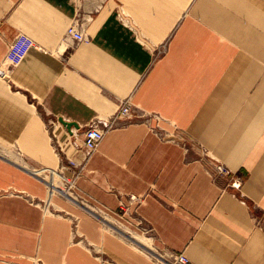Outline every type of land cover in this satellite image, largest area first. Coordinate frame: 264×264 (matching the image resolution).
Instances as JSON below:
<instances>
[{
	"label": "crops",
	"instance_id": "obj_1",
	"mask_svg": "<svg viewBox=\"0 0 264 264\" xmlns=\"http://www.w3.org/2000/svg\"><path fill=\"white\" fill-rule=\"evenodd\" d=\"M19 32L36 46L0 76V264H264V0H0V61ZM126 98L136 116L75 178L98 216L40 172L54 133L80 145Z\"/></svg>",
	"mask_w": 264,
	"mask_h": 264
},
{
	"label": "built area",
	"instance_id": "obj_2",
	"mask_svg": "<svg viewBox=\"0 0 264 264\" xmlns=\"http://www.w3.org/2000/svg\"><path fill=\"white\" fill-rule=\"evenodd\" d=\"M75 4L81 9V4L84 0H74ZM83 17L80 15L72 18L66 28V35L73 37L76 41H87L89 37L86 35L83 28ZM34 39L24 32H19L11 41L6 49L3 59L0 61V76H5L7 71L18 65L25 56L26 51L35 47ZM136 116L133 110V105L129 98L123 100L118 109L108 116H96L83 128V140L80 145H75L71 142L70 148H66L64 141H59L56 134L52 136L55 150L61 159L59 166L54 170L46 173L56 179L58 186H54V190L74 198L70 195V189L75 190V178L81 171L87 158L98 147L103 139L104 134L109 129L115 127L120 121H129ZM65 162H64V161ZM220 173L228 172V169L222 165H216ZM69 172V173H68ZM58 179V180H57ZM235 184H239L235 182ZM133 199L136 198L132 195ZM93 210V209H92ZM101 216H103L101 214ZM171 258V259H170ZM168 264H189V258L183 251L171 254L166 258ZM161 261V260H160Z\"/></svg>",
	"mask_w": 264,
	"mask_h": 264
},
{
	"label": "rangeland",
	"instance_id": "obj_3",
	"mask_svg": "<svg viewBox=\"0 0 264 264\" xmlns=\"http://www.w3.org/2000/svg\"><path fill=\"white\" fill-rule=\"evenodd\" d=\"M164 49H165V43L163 44V46H161L158 50H159V53L160 54H163L165 51H164ZM150 116L152 117H154V118H156V119H160L162 116L159 114V113H157V112H153V113H151L150 114ZM4 133V132H3ZM6 134V133H5ZM2 136V135H1ZM0 140H1V137H0ZM10 153V152H9ZM0 154H3V155H5L6 154V152H5V147L4 146H0ZM14 158L15 159H17V161L19 162V163H21L22 165H26V166H28L25 162H23L22 160H21V157L18 155V154H15L14 153ZM218 164H220V163H218ZM32 171V170H31ZM34 172H36V171H34ZM37 174V173H36ZM40 175H41V177H45V180L47 179V180H53V181H55L56 182V179L53 177V176H49V175H46V174H44V173H41L40 172ZM58 180V179H57ZM49 181V182H50ZM54 183V182H53ZM58 183V182H57ZM47 187H48V189L49 190H51V191H54L50 186H48L47 185ZM57 191V190H56ZM70 191H71V193H70V195L72 196V197H74L73 198V200H75V201H79V202H81L85 207H87V205H89V209H90V211H92L93 213H96L98 216H101V214L102 215H104L105 216V213H104V211L103 210H101V209H99V208H96L95 206H93L91 203H88L89 201H87L84 197H82L76 190H73V189H70ZM57 192H59V191H57ZM29 198L32 200V201H34V202H37V203H39L40 201H41V203H43V204H46L45 202L46 201H44L43 199H40L39 197H36L35 195H32V194H30V196H29ZM51 207V206H50ZM94 207V208H93ZM48 208V207H47ZM93 209V210H92ZM73 232H74V237L75 238H77L78 236H77V234H78V231H77V224H76V221L73 223ZM129 234V233H128ZM133 238H134V236H133ZM133 238L131 237V240L133 241V242H135L134 240H133ZM171 259V258H170ZM160 262H161V264H168L167 262H168V260L167 259H163V258H160ZM158 261V260H157Z\"/></svg>",
	"mask_w": 264,
	"mask_h": 264
},
{
	"label": "water",
	"instance_id": "obj_4",
	"mask_svg": "<svg viewBox=\"0 0 264 264\" xmlns=\"http://www.w3.org/2000/svg\"><path fill=\"white\" fill-rule=\"evenodd\" d=\"M62 121L63 124H65L68 128H71L72 125H74L75 123H73L72 121H66L64 119H60Z\"/></svg>",
	"mask_w": 264,
	"mask_h": 264
}]
</instances>
